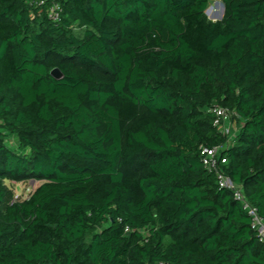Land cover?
I'll use <instances>...</instances> for the list:
<instances>
[{
    "label": "trees",
    "instance_id": "trees-1",
    "mask_svg": "<svg viewBox=\"0 0 264 264\" xmlns=\"http://www.w3.org/2000/svg\"><path fill=\"white\" fill-rule=\"evenodd\" d=\"M38 1L0 0V264H264L202 159L264 219V0Z\"/></svg>",
    "mask_w": 264,
    "mask_h": 264
},
{
    "label": "built area",
    "instance_id": "built-area-1",
    "mask_svg": "<svg viewBox=\"0 0 264 264\" xmlns=\"http://www.w3.org/2000/svg\"><path fill=\"white\" fill-rule=\"evenodd\" d=\"M38 4L41 6L44 5L45 0H39ZM47 13L54 22H58L61 19L62 8L59 3L53 2L47 8ZM208 111L215 116L214 124L219 127L222 133L228 136V146L232 143L237 135V130L233 131V127L237 124V121L233 119L236 113L220 105L209 107ZM223 149L224 148L222 145L203 147V165L210 173H213L217 177L220 187L230 189L233 192L235 198L241 202L243 208L252 218L253 227L259 231L260 240L264 242V219L259 214L258 208L251 204L246 198L242 187L230 179V177L224 172L222 165L227 162V159L223 156Z\"/></svg>",
    "mask_w": 264,
    "mask_h": 264
},
{
    "label": "rangeland",
    "instance_id": "rangeland-1",
    "mask_svg": "<svg viewBox=\"0 0 264 264\" xmlns=\"http://www.w3.org/2000/svg\"><path fill=\"white\" fill-rule=\"evenodd\" d=\"M223 14V5L221 0H209V5L206 11V15L210 20L220 19ZM76 32L81 35L83 29H76ZM238 128L237 124L233 127V131H236ZM13 143H15L13 141ZM38 186L36 181H29L26 183H14V188L16 195L29 197L34 189Z\"/></svg>",
    "mask_w": 264,
    "mask_h": 264
},
{
    "label": "water",
    "instance_id": "water-1",
    "mask_svg": "<svg viewBox=\"0 0 264 264\" xmlns=\"http://www.w3.org/2000/svg\"><path fill=\"white\" fill-rule=\"evenodd\" d=\"M222 5L224 6V4L222 3ZM224 14H225V6H224V10H223V14L221 15L220 19H222L224 17ZM220 19H215L214 21L216 20H220ZM52 75L57 78V79H60L63 77V73L60 71L59 68H55L53 69L52 71Z\"/></svg>",
    "mask_w": 264,
    "mask_h": 264
},
{
    "label": "bare ground",
    "instance_id": "bare-ground-1",
    "mask_svg": "<svg viewBox=\"0 0 264 264\" xmlns=\"http://www.w3.org/2000/svg\"><path fill=\"white\" fill-rule=\"evenodd\" d=\"M223 10H224V6H223Z\"/></svg>",
    "mask_w": 264,
    "mask_h": 264
}]
</instances>
